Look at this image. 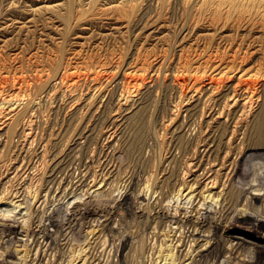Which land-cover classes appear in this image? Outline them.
<instances>
[{
	"label": "rangeland",
	"instance_id": "obj_1",
	"mask_svg": "<svg viewBox=\"0 0 264 264\" xmlns=\"http://www.w3.org/2000/svg\"><path fill=\"white\" fill-rule=\"evenodd\" d=\"M262 75L264 0H0V107L16 108L0 130V189L15 190L26 175L33 180L20 206L0 202V264H169L177 257L173 222L191 208L186 198L176 201L171 178L204 136L196 131H204L217 98L231 94L227 86L250 76L256 95ZM123 102L131 111L109 138L107 119ZM28 128L34 140L26 150ZM64 152L70 175L86 167L88 177L63 201L72 212L64 239L55 231L38 253L35 230L45 215H61L52 204L33 213V195ZM252 162L257 173L246 182L256 185L264 161ZM11 164L25 175L20 169L7 182ZM158 200L167 222L157 218ZM204 206L198 218L211 208Z\"/></svg>",
	"mask_w": 264,
	"mask_h": 264
},
{
	"label": "bare ground",
	"instance_id": "obj_2",
	"mask_svg": "<svg viewBox=\"0 0 264 264\" xmlns=\"http://www.w3.org/2000/svg\"><path fill=\"white\" fill-rule=\"evenodd\" d=\"M11 2L12 1H10V3ZM29 10L31 9H28V11ZM28 11H27V14H29ZM234 70L235 72L238 70L240 71L238 66H235L232 72ZM217 74L219 75L218 72ZM244 77H245L244 79H240L239 77L237 82L234 85L227 86L226 89L231 88L230 89L231 94L229 95V97L227 96V98L225 99L223 98V101H222L221 100L222 97L220 96V98H217V100L215 101V104L212 103L213 107L210 108V112L207 116V121L205 122L204 131H202L201 128H198L199 130L196 131L198 133L199 132L204 133V136L200 138L201 140L199 139L197 141V144L196 142H194L195 138L194 139L191 138L193 139V142L196 145L194 146L193 145L194 143L193 144L191 143L195 147L193 149L194 151L191 154H187L190 156H188L187 158L185 157L186 158V159L184 158L185 161L183 159L184 161V164H182L184 165L182 169L183 171H181L179 175H177L178 174L177 173L173 178L170 177L171 185H173V189L175 191L174 198L176 196V201L178 198L179 199L186 198V200L190 203L189 205H191V208L188 209V211L183 212V214L181 213L182 215L179 217H176V219L173 222L177 224L178 230L174 229L173 236L171 238V243L175 245L173 246L174 249L176 247L177 257L174 258V260H171L169 264H218L219 255L223 256L222 258H224L222 259L223 261L221 260L220 264H233V263H236V264H264V237H260L261 235L260 233H264V194L260 195V192H259V194L252 195V193L248 191L249 189H255L257 191L261 189L262 191H264V181H262L264 180V176L262 177L259 176L256 179H253L257 182L256 185H251L249 182H246L248 175L252 173L253 171L255 172L257 169L256 167L257 165H255V163H253L252 161L255 159H261L262 161H264V87L261 88L258 94L252 95L254 84L252 85L251 84L252 82L251 83L249 82L248 76L247 78L246 76ZM260 85L264 86V84H260ZM209 86L210 87H207V88L210 89L211 85L209 84ZM124 98L125 97H123L122 99ZM187 99L191 100L192 97H189ZM194 100H191V102ZM126 102H128V100L125 101V103ZM3 103L5 105V102ZM125 103L123 102L122 105L119 107V110L117 112L112 113L113 115L111 116L109 115L107 119L108 125L111 127L110 132L107 133L108 135L107 137L109 138H112V136L113 137L115 136V130H118L119 128L117 126L119 124H122V122L127 117V114L130 113L129 111H131L129 108L130 106L126 107ZM254 103H255V106H254L255 108L251 109V107L253 108L252 104ZM10 104H7V106L0 107V114L2 112L4 113L3 115L0 116V120H2L0 121V130H2L3 127H5V124H6L5 121L6 120L8 121L9 117L13 114V112H16L14 111L16 108H14V106ZM28 105L27 107H30ZM100 107L102 108V106ZM110 107L112 108V106ZM105 109L107 111V108ZM250 109H251V112H250ZM246 110L247 111L249 110L250 112L248 115V121H246L245 123L243 122L242 125H238V122H240V120L243 119V116L246 115L245 114L247 112ZM16 114H18V112ZM110 114H111V111H110ZM246 120H247V117H246ZM209 123H211V125ZM31 129L28 128V131L24 133L22 132L23 138H22V143L20 144H22L21 147H25L26 150L27 148H29L30 144L32 143V140H34L33 139L34 136H32L31 134L32 132H30ZM102 129L105 130V128H102ZM91 132L93 133V131ZM0 140H3L1 139V136H0ZM1 144H3V142ZM21 147L19 148L21 149ZM183 148H185V146ZM69 152H71V150ZM64 153L65 154L58 156L52 161L53 166H51L50 171L48 175L46 176L47 178L37 188V192L33 195V213L37 214L38 212H41L42 209L47 208L48 205L52 204L53 205L52 213L61 215V220L57 219L59 217L53 218V216H51L50 214H48L47 216L45 215L44 216L45 221L43 225L41 226V228H38L37 230H35L33 237L35 239V243H37L36 247H37L38 253L41 252V248L47 249L51 246V242L48 241V239L53 237L55 231L57 232L58 230H63L65 232L63 236V239H64L67 233L66 229L70 228L71 221L69 222L68 218L72 212L69 211V208L66 205H64L65 202L63 204V201L68 196L69 193H72L74 190L84 187L85 181L87 180V177H88V171L86 170V167H84L81 170L82 173L80 176L70 175L69 169L66 170L67 168L65 167L66 160L68 159L67 156L69 154L66 152ZM240 162H242L243 164V167L241 168H240ZM20 165L19 167L16 165L15 166L13 165V168L7 169L8 171L6 172L5 176H2L3 177L2 179L8 182V180L10 179V175H12L11 177L14 178V175L16 176V173H18V170L20 169L22 170V165H21V168H20ZM27 166L29 165L27 164ZM23 170H22V173L24 174ZM236 175L238 176V180H237V183L236 182L234 183V177ZM255 176H258V175H255ZM24 177H25V180L23 179L24 181L22 180L21 181L22 183L19 182L21 185L19 184V187L16 188L15 190L13 191L9 190L10 192H8L6 190H3L2 189L3 187L0 189V202L7 200V203L15 205L16 207L20 206L23 197L29 194L30 189L33 186V180L27 175ZM2 182L4 183V181ZM92 182L94 184L97 183L95 179ZM100 184H101V187L105 185V178L101 177ZM165 188H167V186ZM142 196L144 195L142 194ZM162 197L160 198L162 199ZM155 204H156L155 213L157 214V218L158 220H160V222H164L170 214L168 215L169 213L167 212L168 210L166 209L167 210L166 211L164 209L165 207H162L163 204L162 205L159 204V200L157 203L155 202ZM205 204H208V206H211V208L210 209L208 208L206 210L203 217L198 218L196 215L200 213L199 208L202 210L203 208L201 207H203ZM238 206L241 207L239 208L241 211L236 216L233 215L234 217L232 218L231 215ZM204 209H205V206H204ZM67 221L69 224L67 223ZM36 222H38V220L34 219L33 223H36ZM181 227L182 229H180ZM219 230L221 231L220 234L218 233ZM178 232L182 233L181 236H179L178 234L179 237L176 234ZM234 234H237V235H234ZM176 236L178 238H176ZM39 239L40 241L38 242ZM65 242L66 241H64V243ZM94 264H99V263L95 261Z\"/></svg>",
	"mask_w": 264,
	"mask_h": 264
}]
</instances>
